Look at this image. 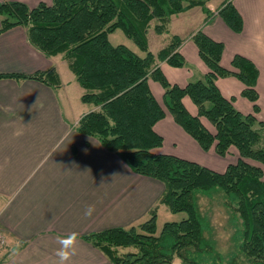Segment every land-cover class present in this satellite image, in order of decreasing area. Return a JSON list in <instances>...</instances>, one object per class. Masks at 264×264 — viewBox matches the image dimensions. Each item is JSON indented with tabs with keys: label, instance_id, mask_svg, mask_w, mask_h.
<instances>
[{
	"label": "trees",
	"instance_id": "obj_1",
	"mask_svg": "<svg viewBox=\"0 0 264 264\" xmlns=\"http://www.w3.org/2000/svg\"><path fill=\"white\" fill-rule=\"evenodd\" d=\"M205 0H52L31 7L20 0L0 1V34L22 25L30 42L48 56L63 54L84 88L81 100L94 108L84 113L76 128L97 137L117 152L137 173L161 180L165 189L160 203L174 213L186 212L178 221H166L158 232V205L150 216L130 227L116 226L83 235L102 249L113 264H171L180 257L184 264H226L212 237L209 219L203 214L198 193H220L224 204L235 212L238 222L235 240L252 264H264V121L259 119V69L241 54L232 65H222L225 44L199 28L192 34L199 54L209 70L185 86L172 83L158 65L166 60L174 66H187L180 52L185 38L173 35L157 54L149 49L147 32L154 19H165L188 5ZM208 17L211 11L206 9ZM235 30L243 29V18L231 0L218 10ZM121 28L139 48L140 55L125 43L113 44L110 34ZM166 22L156 23L163 32ZM235 75L245 83L242 94L254 102V111L243 113L221 92L217 79ZM34 78L60 85L55 67L31 74L0 72V78ZM164 87L163 106L151 90L149 78ZM189 95L198 106L192 114L183 102ZM169 111L174 119L202 146L214 147L220 155L238 150L236 162L217 171L180 156L156 152L164 137L154 125ZM205 116L214 126L210 130L201 120ZM235 256V255H234Z\"/></svg>",
	"mask_w": 264,
	"mask_h": 264
},
{
	"label": "crops",
	"instance_id": "obj_2",
	"mask_svg": "<svg viewBox=\"0 0 264 264\" xmlns=\"http://www.w3.org/2000/svg\"><path fill=\"white\" fill-rule=\"evenodd\" d=\"M20 1L33 7L40 1L52 0ZM225 1L205 0L165 19H154L147 32L149 49L157 54L173 35L185 38L180 52L187 66L157 60L170 82L185 86L209 70L192 38L202 28L213 39L224 42L223 66L235 69L232 59L241 54L258 67L257 116L264 121V0H231L243 18L241 31H235L219 14ZM206 9L211 11L210 17ZM161 22H166L167 29L157 32L155 24ZM136 52L145 55L142 50ZM65 60L61 53L48 56L33 45L22 25L0 34V72L31 74L55 67L61 79L55 86L34 78H0V234L5 248L0 264H57V237L71 232L79 233V240L77 253L67 264H113L83 235L137 225L157 205L159 216L164 205L160 203L165 189L161 180L135 172L97 137L77 130L81 116L97 107L74 101L73 89L81 98L84 88L79 87L74 72L66 69ZM149 84L165 106L162 84L152 77ZM217 84L223 95L234 97L240 111H254V102L242 94L245 83L240 78L220 76ZM183 102L192 114H198V106L189 95ZM201 120L215 130L205 116ZM154 128L164 137L162 146L154 149L156 152L174 154L217 171H224L238 159L239 155L236 159L234 154L229 155L235 152L233 146L226 155L218 154L214 147L203 149L169 111ZM90 205L95 210L86 216ZM17 242L22 245L19 255L10 256Z\"/></svg>",
	"mask_w": 264,
	"mask_h": 264
},
{
	"label": "rangeland",
	"instance_id": "obj_3",
	"mask_svg": "<svg viewBox=\"0 0 264 264\" xmlns=\"http://www.w3.org/2000/svg\"><path fill=\"white\" fill-rule=\"evenodd\" d=\"M110 40L113 44L128 43L136 51L141 52L139 46L131 38H129L121 28L116 29L114 32L110 34ZM65 67L66 69H68V71L73 73L71 68L69 67L68 61H66ZM66 77L67 75L64 74V78ZM79 87L81 88L80 84ZM72 95L74 101H76L79 105L80 104L83 105L81 98L76 97L77 89L76 90L73 89ZM261 144L264 145V132H263V139L261 141ZM234 150L235 152L230 153L229 155L230 157L231 156L233 157L234 154L235 155L234 158L236 159L237 155L239 154L236 148H232V151ZM250 161L264 168V164L254 160H250ZM223 200H224L223 196L220 193H216L213 196L206 195L203 192L198 193V201L200 204L199 205L200 209L202 210L203 214L208 217L210 221L209 222L210 229L206 231V234L209 237L213 238L217 249L226 256V259H230L232 258V256L234 257V260L232 259L230 261H227L226 264H252L250 259L237 247L235 240V231L238 222L234 215L235 212H233L232 209L227 207L224 204ZM186 216H187L186 212L174 213L170 211V209L166 204H164L159 211V216L157 221L158 232L161 231L163 224L166 221H178ZM3 245H4V237L3 235L0 234V259L3 258L5 254V248L3 247ZM171 264H184V263L180 257H175Z\"/></svg>",
	"mask_w": 264,
	"mask_h": 264
},
{
	"label": "clouds",
	"instance_id": "obj_4",
	"mask_svg": "<svg viewBox=\"0 0 264 264\" xmlns=\"http://www.w3.org/2000/svg\"><path fill=\"white\" fill-rule=\"evenodd\" d=\"M95 210L94 205H90L85 212L86 216H91L92 212ZM79 240V233L71 232L66 236L57 237V242L60 247L56 250V256L58 258L57 264H67L71 258L76 255L77 248L76 245ZM22 245L17 242L16 245L11 249L10 256L19 255Z\"/></svg>",
	"mask_w": 264,
	"mask_h": 264
}]
</instances>
